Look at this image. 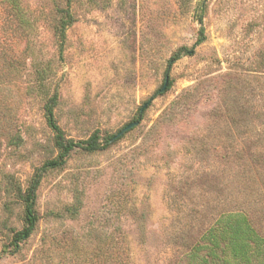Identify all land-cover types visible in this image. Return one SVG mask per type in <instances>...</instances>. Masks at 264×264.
<instances>
[{"label":"rangeland","instance_id":"1","mask_svg":"<svg viewBox=\"0 0 264 264\" xmlns=\"http://www.w3.org/2000/svg\"><path fill=\"white\" fill-rule=\"evenodd\" d=\"M70 1L62 47L55 8L67 0H23L30 28L0 2V264H198L207 233L239 215L262 239L252 264H264V0H205L202 23L203 0ZM201 29L195 54L167 72ZM54 94L66 139L139 124L45 175L17 251L24 208L7 188L25 190L58 155L44 115Z\"/></svg>","mask_w":264,"mask_h":264},{"label":"trees","instance_id":"2","mask_svg":"<svg viewBox=\"0 0 264 264\" xmlns=\"http://www.w3.org/2000/svg\"><path fill=\"white\" fill-rule=\"evenodd\" d=\"M3 8L8 14L9 18H6L8 22H15L21 28H30V21L27 19V11L23 7V0H0ZM205 0L199 5L198 20L203 22V13L205 11ZM56 14L59 16L58 23L55 25L56 37L60 40L61 47L66 39V33L68 29L74 24V15L71 10V1L67 0L66 8H55ZM205 40L204 29L200 31V37L194 47H182L175 52L168 62V70L177 61L186 56H193L195 54V47L202 44ZM42 83L44 75L41 74ZM162 93L159 90L158 93ZM58 104V96L54 94L48 99L44 106V115L48 127L54 133L55 146L58 150V155L55 159L44 163V165L37 170L30 185L23 190L12 179L9 181L7 188V194L10 192L17 196V199L23 205L24 208V226L20 231L14 233L12 239V246L15 250H19L23 242L28 240L34 233L38 224L39 218L36 211L37 192L45 175L56 169L62 168L69 156L75 150H81L85 153L93 154L108 150L112 145L117 143L123 138H116L117 134L102 137L99 131L94 132L91 137L85 141L76 142L71 139H66L64 132L59 127L55 110ZM140 108L139 118L141 119L142 113ZM136 120V121H138ZM14 140V137L10 139V142ZM6 205V204H5ZM262 239L255 233L251 227L249 220L245 215L232 216L225 218L219 222L218 227L212 228L207 236L203 239V243L200 244L192 255L198 260V264H217L218 254L226 256L227 254L238 264H252L253 249H260ZM206 250V255L200 257V252Z\"/></svg>","mask_w":264,"mask_h":264},{"label":"water","instance_id":"3","mask_svg":"<svg viewBox=\"0 0 264 264\" xmlns=\"http://www.w3.org/2000/svg\"><path fill=\"white\" fill-rule=\"evenodd\" d=\"M167 80H166V84L164 85L163 89H162V92L165 91L167 89ZM147 105H145L143 107V109L141 110V113H143L144 109L146 108ZM139 122H133L129 125H127L126 127H124L116 136V138H120L122 137L125 133H127L128 131L134 129L136 126H138Z\"/></svg>","mask_w":264,"mask_h":264}]
</instances>
